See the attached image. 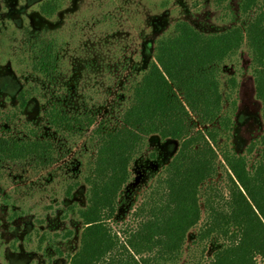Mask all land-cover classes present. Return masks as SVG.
Wrapping results in <instances>:
<instances>
[{"label": "rangeland", "instance_id": "obj_1", "mask_svg": "<svg viewBox=\"0 0 264 264\" xmlns=\"http://www.w3.org/2000/svg\"><path fill=\"white\" fill-rule=\"evenodd\" d=\"M48 3L53 11L44 15L41 8ZM241 3L0 0V138L49 144L44 156L0 161V264H69L80 246L78 211L87 205L86 179L93 174L97 150L94 130L114 131L122 125L134 87L154 61L159 38L172 35L179 22L205 35L243 26L258 10L243 15ZM45 54L53 67L47 72L38 66ZM222 69L221 91L230 94L235 106L225 102L233 124L231 138L220 137V146L228 144L245 155L264 131L246 46ZM230 78L237 81L235 91L228 86ZM60 118L61 126L51 122ZM87 119L94 120L91 127ZM179 147L158 136L142 141L110 221L119 237L135 229L139 208L146 212L163 201L167 190L162 181ZM255 156H248L250 162ZM223 165L219 156L216 176L200 189L201 221L187 233L180 255L150 264L213 260L222 242L200 241L197 235L206 218L205 200L214 195L216 201L228 199Z\"/></svg>", "mask_w": 264, "mask_h": 264}, {"label": "trees", "instance_id": "obj_2", "mask_svg": "<svg viewBox=\"0 0 264 264\" xmlns=\"http://www.w3.org/2000/svg\"><path fill=\"white\" fill-rule=\"evenodd\" d=\"M41 10L45 15L53 11L50 3ZM241 10L243 15L258 11L243 26L212 35L177 23L172 35L156 41L154 61L134 87L122 125L114 131L94 130L97 150L93 174L86 179L87 205L78 211L80 246L69 264L173 261L183 250L187 233L201 221L200 189L216 176L219 156L227 174L228 199L216 201L214 195L205 200L206 218L197 238L222 242L209 264H257V258L264 262V131L245 155L219 142L220 137L231 138L233 122L225 102L235 106L230 94L221 91L222 68L245 46L264 124V0H242ZM50 60L48 54L41 57L40 70L52 69ZM227 82L235 91L236 79ZM63 121L51 120L57 126ZM93 124L87 119L88 127ZM151 136L180 143L162 181L167 192L148 211L139 208L135 229L122 231L121 238L110 221L129 180L130 164L142 141ZM48 150V143L0 138V161L44 156ZM255 154L250 162L248 156Z\"/></svg>", "mask_w": 264, "mask_h": 264}, {"label": "flooded vegetation", "instance_id": "obj_3", "mask_svg": "<svg viewBox=\"0 0 264 264\" xmlns=\"http://www.w3.org/2000/svg\"><path fill=\"white\" fill-rule=\"evenodd\" d=\"M41 12H42V10H41ZM43 13V12H42ZM45 15V14H44Z\"/></svg>", "mask_w": 264, "mask_h": 264}]
</instances>
